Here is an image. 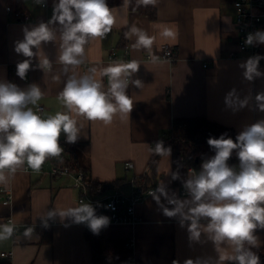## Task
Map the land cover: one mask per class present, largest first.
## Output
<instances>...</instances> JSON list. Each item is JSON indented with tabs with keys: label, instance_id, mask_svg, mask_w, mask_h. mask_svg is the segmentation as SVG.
<instances>
[{
	"label": "crops",
	"instance_id": "crops-1",
	"mask_svg": "<svg viewBox=\"0 0 264 264\" xmlns=\"http://www.w3.org/2000/svg\"><path fill=\"white\" fill-rule=\"evenodd\" d=\"M11 1L0 0V79L21 88L38 84L44 95L37 105H45L44 116L66 111L58 100L67 79L61 64L54 63L51 71L42 70L36 67L38 59L33 58L26 79L16 75V65L26 57L15 52V42L23 39L25 26H35L51 18L54 0H45V7L35 0H23L28 9L27 20H16L7 11ZM107 3L115 8L117 22L106 38L89 41L85 46V62L75 72L83 75L91 67L99 70L114 61L136 60L141 65L132 79H140L144 86L129 85L127 94L133 100V109L129 116L117 113L110 125L78 117L83 129L74 144V155L63 153L88 172L89 180L123 181L104 194L115 190L131 193L134 184L145 178L148 188L155 189L163 181L170 195L175 192L179 198H186L182 184L174 185L169 174L173 171L172 155L161 156L156 172L150 168L151 149L172 128L174 120L204 117L231 126L239 133L246 125L264 119V112L259 111L255 100L257 93L264 92V77L248 81L239 67L251 57L250 53L227 57L228 51L236 47L238 36L233 0H158L155 7L147 6L156 9L155 19L141 13V7L145 6L136 7L135 0L129 4L125 0H107ZM133 23L157 36L153 52L162 58L161 63L153 64L146 50L133 49L134 38L119 44ZM161 24L176 29L175 41H165L158 35L157 26ZM165 45L173 49L175 61L163 58ZM257 45L264 53V44ZM42 48L55 62L57 45L49 42ZM259 68L264 72V59ZM103 80L106 90L107 78ZM229 93H233L231 104L226 102ZM245 99L248 103L241 108L239 101ZM60 139H65L63 133ZM24 166L9 175L7 183H0V190L5 188L12 194L10 204H4V194L0 191V224L12 220L19 228L13 239L0 241V264H173V261L183 264L189 258L217 256L212 242L203 236L201 243L190 242L179 217H166L150 195L137 203L135 221L110 222L99 234H93L86 223L76 224L59 216L49 219V227L44 228L40 217H46L47 211L89 202L79 201L82 190L73 186L71 176L53 177L27 171ZM162 202L171 207L163 198ZM26 223L37 225L30 239L23 237ZM255 234L263 248L260 264H264V230L257 229ZM111 240L131 242L133 259L123 263H95L94 252L104 249ZM8 251L14 252L12 257L1 255Z\"/></svg>",
	"mask_w": 264,
	"mask_h": 264
},
{
	"label": "clouds",
	"instance_id": "clouds-1",
	"mask_svg": "<svg viewBox=\"0 0 264 264\" xmlns=\"http://www.w3.org/2000/svg\"><path fill=\"white\" fill-rule=\"evenodd\" d=\"M35 2L45 4V0ZM129 3L131 0H125V4ZM135 4L155 7L158 0H135ZM116 22L115 8H110L107 0H54L52 16L47 22L22 29L23 39L15 42L14 50L26 59L16 65V75L26 79L33 58L38 59L36 67L42 70L51 71L54 63L61 64L67 79L58 100L66 111L44 116L34 110L44 95L38 84L21 88L0 79V183H7L9 175L25 164L39 172L48 158L60 157L64 152L61 133L69 144L76 143L81 135L83 125L78 123V117L110 125L117 113L129 116L133 109V100L127 94L129 85L144 86L140 79H132L139 71L140 62L114 61L99 70L91 67L83 75L75 72L85 62V46L89 41L106 38ZM157 27L163 40H176L174 27L165 24ZM124 37L134 38L132 48L146 50L153 64L162 62L153 52L156 35L133 23ZM49 42L57 45L55 62L42 48ZM245 44H264V31L249 33ZM262 59L264 56L257 54L239 65L246 80L264 77L259 68ZM232 96L233 93L228 94L227 103H232ZM255 100L259 111L264 112V92L257 93ZM247 103V99L239 101V106L243 108ZM207 144L215 154L202 160L199 171L189 169L187 177L182 179L186 198H179L175 192L170 195L163 181L149 195L166 217H179L180 226L187 228L190 242L201 243L203 236L214 246L216 257L189 258L183 264H260L259 255L252 249L259 248L261 243L256 230H264V119L246 125L235 141L224 133L219 138L209 137ZM151 151L170 157L172 149L159 140ZM233 152L239 160L238 170L228 164ZM169 174L173 180L181 179L178 172L169 171ZM57 216L76 224L86 223L93 234H99L110 223L107 216L96 214L91 203H81L47 211L46 217H40L41 226L48 228V220ZM16 230L14 223L0 224V241L13 239ZM33 232V227H25L23 237L30 239Z\"/></svg>",
	"mask_w": 264,
	"mask_h": 264
},
{
	"label": "trees",
	"instance_id": "trees-1",
	"mask_svg": "<svg viewBox=\"0 0 264 264\" xmlns=\"http://www.w3.org/2000/svg\"><path fill=\"white\" fill-rule=\"evenodd\" d=\"M11 14L16 20H23L28 16V9L23 0H13L10 2ZM141 13L148 14L152 19L157 18V11L153 7H141ZM125 43V37L122 36L119 44ZM227 133L234 141L238 132L231 126L224 125L217 121H212L204 117L188 118V119H175L172 128L161 138L165 147H171L173 159V171L178 172L181 179L173 180L174 185L182 184V179L187 174L188 167L193 165L196 168L201 165L202 160L214 155V151L207 144L209 137L219 138L221 134ZM61 147L64 152L69 153L70 156L74 155V144H69L66 139H60ZM57 158L64 160L72 169H83L85 171L86 183L89 192L93 195L103 194L113 186L122 183V180H116L111 183H102L99 181H92L88 179V172L81 167L74 158L67 159L64 153L60 157H50L46 161H55ZM161 156L153 153L150 162V168L153 171L158 170V163ZM45 161V162H46ZM230 166H239V160L233 152L232 157L229 159ZM141 184L144 189L148 188L147 179L143 178ZM259 257L263 254V248H253ZM134 257L132 245L128 241H108L101 251H95L93 254V261L95 263H123L131 261Z\"/></svg>",
	"mask_w": 264,
	"mask_h": 264
},
{
	"label": "built area",
	"instance_id": "built-area-1",
	"mask_svg": "<svg viewBox=\"0 0 264 264\" xmlns=\"http://www.w3.org/2000/svg\"><path fill=\"white\" fill-rule=\"evenodd\" d=\"M41 5V4H40ZM233 5L236 13V29L238 36L236 38V47L227 53V57L235 58L240 55V53H250L251 56L262 55L264 53L262 49L257 45L248 46L245 44L246 37L249 33H254L257 30H263L264 27V0H233ZM43 7L47 6V3L42 5ZM7 11L11 13L10 5L7 6ZM29 19V16H25L23 20ZM163 58L169 61H175L176 57L174 55L173 49L170 45H165L163 47ZM45 105L39 104L34 107L35 111L43 113ZM57 158L55 161H48L45 163L39 172L47 173L53 177L68 175L73 178V186L80 188L82 194L79 198L80 202L87 201L91 203L96 210V214L107 216L110 222H128L135 221L137 218L136 215V206L137 203L146 195H149L152 188L144 189L141 184H134V190L131 193H125L119 190H115L109 194H96L93 195L89 192V188L86 183V174L83 169H72L64 160ZM130 165V163H126ZM237 170L239 166L233 165ZM25 170L32 171L25 164ZM189 169H195L198 171V168L191 165ZM4 194L3 203L10 204L12 200V194L9 190L1 188L0 190ZM9 223H13L12 220H9ZM16 226L17 224L14 223ZM25 227L36 228L35 223H26L23 225ZM19 228L15 234L18 232ZM132 245V243L130 242ZM14 254L13 251L2 252V256L12 257Z\"/></svg>",
	"mask_w": 264,
	"mask_h": 264
}]
</instances>
